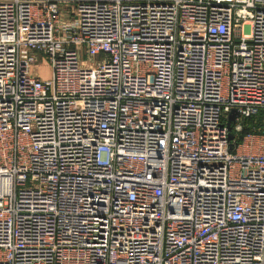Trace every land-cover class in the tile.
Here are the masks:
<instances>
[{"label": "built area", "instance_id": "built-area-1", "mask_svg": "<svg viewBox=\"0 0 264 264\" xmlns=\"http://www.w3.org/2000/svg\"><path fill=\"white\" fill-rule=\"evenodd\" d=\"M0 264H264V0H0Z\"/></svg>", "mask_w": 264, "mask_h": 264}, {"label": "trees", "instance_id": "trees-1", "mask_svg": "<svg viewBox=\"0 0 264 264\" xmlns=\"http://www.w3.org/2000/svg\"><path fill=\"white\" fill-rule=\"evenodd\" d=\"M262 128H263V117L251 118L248 121V126L246 127L244 134H247L248 132L259 133Z\"/></svg>", "mask_w": 264, "mask_h": 264}, {"label": "water", "instance_id": "water-1", "mask_svg": "<svg viewBox=\"0 0 264 264\" xmlns=\"http://www.w3.org/2000/svg\"><path fill=\"white\" fill-rule=\"evenodd\" d=\"M239 117V113L238 111L234 110L230 113L229 117H228V122H227V128L230 132L229 134V139L230 140H233L234 136L233 134L231 133L232 131V123L236 121V119Z\"/></svg>", "mask_w": 264, "mask_h": 264}, {"label": "rangeland", "instance_id": "rangeland-1", "mask_svg": "<svg viewBox=\"0 0 264 264\" xmlns=\"http://www.w3.org/2000/svg\"><path fill=\"white\" fill-rule=\"evenodd\" d=\"M41 74H42V76L43 77H48L49 76V71H48V69H44V70H41Z\"/></svg>", "mask_w": 264, "mask_h": 264}]
</instances>
